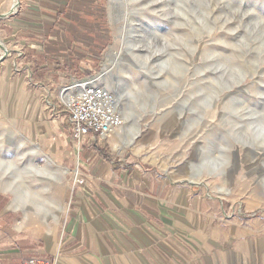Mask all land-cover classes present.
I'll return each mask as SVG.
<instances>
[{
    "label": "rangeland",
    "instance_id": "rangeland-1",
    "mask_svg": "<svg viewBox=\"0 0 264 264\" xmlns=\"http://www.w3.org/2000/svg\"><path fill=\"white\" fill-rule=\"evenodd\" d=\"M106 7L113 34L105 50L94 59L68 55L85 58L84 79H101L118 100L127 133L107 141L112 155L216 200L226 243L263 238L264 0H106ZM67 78L41 115L32 104L25 115L21 98L0 102V190L21 194L28 207L34 185L53 173L52 143L70 136L62 92L80 79ZM254 224L260 233L238 238Z\"/></svg>",
    "mask_w": 264,
    "mask_h": 264
},
{
    "label": "crops",
    "instance_id": "crops-1",
    "mask_svg": "<svg viewBox=\"0 0 264 264\" xmlns=\"http://www.w3.org/2000/svg\"><path fill=\"white\" fill-rule=\"evenodd\" d=\"M112 34L106 0H0V102L21 98L25 115L30 104L38 115L53 110L51 95L65 78L87 80L85 58L68 54L94 59ZM69 124V139L50 147L53 173L34 185L29 207L21 194L0 190V264H256V252L264 264V237L226 243L216 200L114 157V134L74 141ZM253 227L238 238L260 233Z\"/></svg>",
    "mask_w": 264,
    "mask_h": 264
},
{
    "label": "built area",
    "instance_id": "built-area-1",
    "mask_svg": "<svg viewBox=\"0 0 264 264\" xmlns=\"http://www.w3.org/2000/svg\"><path fill=\"white\" fill-rule=\"evenodd\" d=\"M72 126V138L80 143L90 134L102 140L124 126L114 93L92 83V79L78 81L65 90L62 98ZM28 264H40L31 260Z\"/></svg>",
    "mask_w": 264,
    "mask_h": 264
},
{
    "label": "bare ground",
    "instance_id": "bare-ground-1",
    "mask_svg": "<svg viewBox=\"0 0 264 264\" xmlns=\"http://www.w3.org/2000/svg\"><path fill=\"white\" fill-rule=\"evenodd\" d=\"M110 61H108L106 64H108ZM108 69V68H107ZM99 81L101 80V79H98ZM99 81H96V80H92V83L93 84H95V85H99ZM65 97V90L62 92V98H64ZM116 138H118L119 140L120 139H124L125 138V136H126V133H127V131L125 130V127H121V128H119L116 132ZM114 133V134H115ZM114 145H115V147H116V149L118 148V146H117V142L115 141V143H114Z\"/></svg>",
    "mask_w": 264,
    "mask_h": 264
},
{
    "label": "trees",
    "instance_id": "trees-1",
    "mask_svg": "<svg viewBox=\"0 0 264 264\" xmlns=\"http://www.w3.org/2000/svg\"><path fill=\"white\" fill-rule=\"evenodd\" d=\"M80 79H82V78H80Z\"/></svg>",
    "mask_w": 264,
    "mask_h": 264
}]
</instances>
